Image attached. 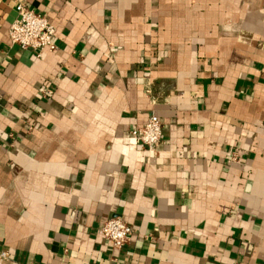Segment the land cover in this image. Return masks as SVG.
<instances>
[{"label":"crops","instance_id":"obj_1","mask_svg":"<svg viewBox=\"0 0 264 264\" xmlns=\"http://www.w3.org/2000/svg\"><path fill=\"white\" fill-rule=\"evenodd\" d=\"M19 4L54 51L11 44ZM152 114L156 150L130 136ZM116 216L120 250L101 232ZM2 253L264 264V0H0Z\"/></svg>","mask_w":264,"mask_h":264},{"label":"built area","instance_id":"obj_2","mask_svg":"<svg viewBox=\"0 0 264 264\" xmlns=\"http://www.w3.org/2000/svg\"><path fill=\"white\" fill-rule=\"evenodd\" d=\"M16 19L9 29L11 44L22 50L35 52L41 56L47 51H54L53 38L56 33L55 27L43 16L23 4L16 7ZM150 92H148L149 94ZM134 142L142 147L156 150L162 142L163 129L159 116L152 114L145 126L130 132ZM103 237L111 242L115 250L126 246L133 235V230L122 217L109 219L102 228ZM8 254H0L1 259H6Z\"/></svg>","mask_w":264,"mask_h":264}]
</instances>
